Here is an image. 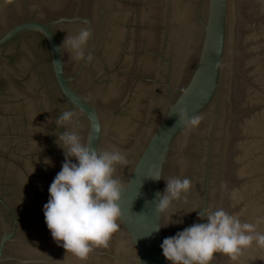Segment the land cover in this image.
Instances as JSON below:
<instances>
[{
  "label": "water",
  "instance_id": "95a60500",
  "mask_svg": "<svg viewBox=\"0 0 264 264\" xmlns=\"http://www.w3.org/2000/svg\"><path fill=\"white\" fill-rule=\"evenodd\" d=\"M85 25L91 62L60 54ZM180 107L202 117L196 128L172 129ZM64 111L82 142L129 161L115 173L119 231L84 262L43 214L65 160L57 136L73 127ZM153 165L194 185L162 215ZM206 207L264 216V0H0V264H168L163 239L204 222ZM211 264H264V250Z\"/></svg>",
  "mask_w": 264,
  "mask_h": 264
},
{
  "label": "clouds",
  "instance_id": "9594fccd",
  "mask_svg": "<svg viewBox=\"0 0 264 264\" xmlns=\"http://www.w3.org/2000/svg\"><path fill=\"white\" fill-rule=\"evenodd\" d=\"M91 37L92 30L87 25L82 26L75 34L66 33L57 51L61 54L63 48L69 59L91 62L92 53L86 52ZM181 91L183 97L189 94L187 88ZM75 115L73 111H64L58 119V122L71 123L73 127L57 136L65 160L48 188L43 214L52 239L66 254L84 262L96 249L108 247L113 235L119 231V202L125 185L115 173L118 165L126 166L129 161L126 153L115 146L99 149L92 147L91 142H82ZM176 116L178 119L172 129L192 130L202 120L198 114L189 116L185 107H180ZM146 177L154 182L163 179L155 165L148 169ZM163 180V192L155 193L152 200L157 215L166 213L174 201L186 200L194 187L188 177L172 176ZM171 217L169 220L173 222ZM197 219L204 222H195L163 239L160 247L168 264H211L216 254L236 261L252 246L264 250V230L260 228L264 225V216L250 223L222 207H206L197 211ZM159 230L157 227L153 232Z\"/></svg>",
  "mask_w": 264,
  "mask_h": 264
}]
</instances>
